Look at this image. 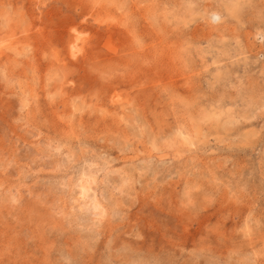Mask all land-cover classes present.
Returning <instances> with one entry per match:
<instances>
[{
    "label": "rangeland",
    "instance_id": "374dc122",
    "mask_svg": "<svg viewBox=\"0 0 264 264\" xmlns=\"http://www.w3.org/2000/svg\"><path fill=\"white\" fill-rule=\"evenodd\" d=\"M0 264H264V0H0Z\"/></svg>",
    "mask_w": 264,
    "mask_h": 264
},
{
    "label": "bare ground",
    "instance_id": "6f19581e",
    "mask_svg": "<svg viewBox=\"0 0 264 264\" xmlns=\"http://www.w3.org/2000/svg\"><path fill=\"white\" fill-rule=\"evenodd\" d=\"M217 16V15H216ZM82 182V181H81ZM88 183H89V181H88ZM84 184V183H83ZM82 188H84V189H86V186H84V185H82L81 186ZM83 192V191H82ZM84 195V194H83ZM96 202V201H95ZM93 209H95L96 211H98L97 213H102V212H100V211H102V210H100L99 209V205L97 204V203H95V205H93ZM93 212H95V211H93Z\"/></svg>",
    "mask_w": 264,
    "mask_h": 264
}]
</instances>
